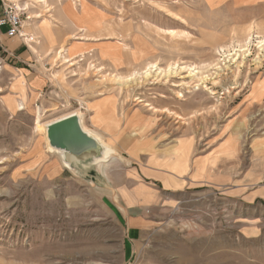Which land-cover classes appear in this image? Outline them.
I'll return each instance as SVG.
<instances>
[{
	"label": "rangeland",
	"instance_id": "rangeland-1",
	"mask_svg": "<svg viewBox=\"0 0 264 264\" xmlns=\"http://www.w3.org/2000/svg\"><path fill=\"white\" fill-rule=\"evenodd\" d=\"M45 1L0 0L23 18L0 27V264H264V0ZM152 64L180 68L127 81ZM74 112L121 153L110 185L49 150L39 124ZM128 181L157 193L138 235Z\"/></svg>",
	"mask_w": 264,
	"mask_h": 264
},
{
	"label": "water",
	"instance_id": "water-1",
	"mask_svg": "<svg viewBox=\"0 0 264 264\" xmlns=\"http://www.w3.org/2000/svg\"><path fill=\"white\" fill-rule=\"evenodd\" d=\"M47 137L50 145L64 150L76 171L90 181H95L99 167L95 157L103 154L104 146L82 127L80 117L73 113L48 124Z\"/></svg>",
	"mask_w": 264,
	"mask_h": 264
},
{
	"label": "crops",
	"instance_id": "crops-1",
	"mask_svg": "<svg viewBox=\"0 0 264 264\" xmlns=\"http://www.w3.org/2000/svg\"><path fill=\"white\" fill-rule=\"evenodd\" d=\"M104 138H106V136L103 135ZM106 140V139H105ZM113 145V144H112ZM117 145V144H116ZM118 152V151H117ZM113 160V158L107 163V165ZM61 165V163H60ZM107 165L106 166H99L95 172V181L92 182H97L100 186H106V185H110V181H111V174L108 175V171H107ZM62 168V165L60 166ZM64 167V166H63ZM104 167V168H103ZM149 167V166H148ZM150 168V167H149ZM174 170H173V169ZM181 168V171H179V169ZM104 170V171H103ZM157 170V168L153 169H146L143 171H139L137 170V174L140 175H148L146 171H149L151 173L155 172ZM177 170V171H175ZM186 170V167L184 164H178V165H173L170 168L164 170L166 171L168 174L166 176H164L165 179L169 180V182L171 181H175L174 179H184L186 180V177L184 176L186 174V172H184ZM134 172L132 168H127L126 169V173H125V177L128 176L131 179H134ZM155 175V174H154ZM157 175V174H156ZM158 176V175H157ZM120 177H123L122 175H120ZM189 179L194 180L193 177H190ZM182 183V182H181ZM123 185V184H122ZM126 189L129 191V201L127 199H125L124 197L121 196L123 202H124V206H126L124 209L126 211V214L128 216V226L130 228L129 232L133 233V234H139L141 228L140 227H144L146 226L145 224L142 223H146L145 222V216L144 215H140V214H134V211L136 210L135 206H137L136 208H144L143 206H145L146 204H148L150 201H152V197H156L157 193L154 194L153 191L144 188V184L142 183H133L131 181H128L126 183H124ZM144 186V187H143ZM187 186V185H186ZM151 191V192H150ZM119 194L121 195L120 191H118ZM152 195V196H150ZM140 228V229H139Z\"/></svg>",
	"mask_w": 264,
	"mask_h": 264
},
{
	"label": "bare ground",
	"instance_id": "bare-ground-1",
	"mask_svg": "<svg viewBox=\"0 0 264 264\" xmlns=\"http://www.w3.org/2000/svg\"><path fill=\"white\" fill-rule=\"evenodd\" d=\"M41 2H46L45 0H40ZM264 40V39H263ZM263 46V49H264V44L262 45ZM245 54V53H244ZM234 56V55H233ZM232 56V57H233ZM231 57V58H232ZM235 57V56H234ZM234 60V59H233ZM235 60H237V59H235ZM234 60V61H235ZM231 61H232V59H231ZM149 67V68H148ZM147 67V69L144 71V72H138V71H136V72H134L133 74H131V76H128L126 79H127V81H129V80H132V79H134V80H137V76L138 75H140V77H142V76H145V77H149V76H151L152 74L153 75H155V76H157V77H159L160 75H166V76H168L167 74H169L170 75V73H172L173 71H174V69H179L180 67L179 66H175V65H170L169 66V68L167 69H163V68H161V67H159V66H157L156 64H152L151 66H148ZM182 69H183V67H182ZM189 72H190V75L192 76V78H194V77H196V76H198V71H196V68H190L189 69ZM173 74V73H172ZM126 77V76H125ZM116 78V77H115ZM199 78V77H198ZM201 78V77H200ZM116 80V79H115ZM124 80V79H123ZM203 80V79H202ZM117 81H118V79H117ZM124 81H126V80H124ZM123 81V82H124ZM120 82V81H119ZM134 82V81H133ZM74 113H76V114H78L79 115V117H80V122H81V124H82V127L84 128V130H86L88 133H90V134H92L93 136H95L101 143H102V145L104 146V149H103V154L100 156V157H95V161L97 162V164L99 165V166H106L107 165V163L112 159V158H115L116 156V154H118L117 153V149L114 147V146H112V145H110V144H108L107 142H105L96 132H94V131H91V130H89L85 125H84V123H83V115L80 113V112H74ZM71 114H73V113H71ZM70 115V114H69ZM68 116V115H67ZM48 124H50V123H48ZM48 124H39V128L42 130V131H46V133H47V126H48ZM46 138H47V140H48V137H47V135H46ZM48 147H49V150L51 151V152H54V153H57L58 155H59V157H60V160H61V163H62V165L64 166V167H66V168H69V169H71V170H73V171H75V172H77L76 171V169H75V167L71 164V161H70V159L69 158H67V154H66V152L64 151V150H61V149H59V148H56V147H54V146H52V145H50V143H49V140H48ZM119 154H121V153H119ZM118 154V155H119ZM57 155V156H58ZM121 156V155H120ZM123 157V156H122ZM121 158V157H120ZM104 168V167H103ZM104 171V170H103Z\"/></svg>",
	"mask_w": 264,
	"mask_h": 264
},
{
	"label": "built area",
	"instance_id": "built-area-1",
	"mask_svg": "<svg viewBox=\"0 0 264 264\" xmlns=\"http://www.w3.org/2000/svg\"><path fill=\"white\" fill-rule=\"evenodd\" d=\"M4 5H1L0 27L7 26L8 36L14 37L18 35L23 25L22 14L16 9L6 7L5 3Z\"/></svg>",
	"mask_w": 264,
	"mask_h": 264
}]
</instances>
